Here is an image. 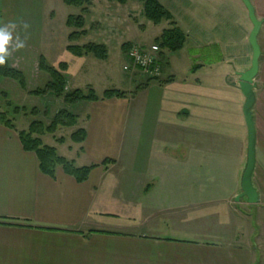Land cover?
<instances>
[{"label": "crops", "instance_id": "0c3cea01", "mask_svg": "<svg viewBox=\"0 0 264 264\" xmlns=\"http://www.w3.org/2000/svg\"><path fill=\"white\" fill-rule=\"evenodd\" d=\"M51 1L0 0V24L16 21L21 25L17 33L25 47L15 49L14 32L8 61L13 66L10 58L17 59L16 69L25 77V69L35 67L36 57L39 61L43 55L34 48L36 41L27 32L30 27L24 29L22 24H36L41 11L37 17L35 10L48 9ZM249 1L262 21L251 109L255 128L252 185L258 203L250 205L244 199L252 206L249 244L243 229L227 230L226 220L229 202L237 203L241 193L247 160L239 73L250 68L252 49L246 44L252 25L247 23L241 0L214 5L203 0L205 6L219 11V19L197 18L189 31L174 21L186 35L178 53L184 52L193 36L194 49L216 48L218 56L202 61L199 55H188L191 62L183 75L168 58L164 62L167 56L162 50L159 79L149 81L138 72L131 73L121 82L128 88L99 91L90 80L83 81L89 70L87 57L72 56L67 63L68 81L72 66L79 71L75 82L67 81L68 90L92 89L101 97L107 90L129 94L144 84L135 95L80 104L84 116L80 128L85 129L86 140L54 144L58 154L77 167L97 166L85 182L78 183L60 168L55 179L42 174L35 154L23 150L17 130L0 126V264H264V0ZM194 3L188 2L187 9L192 10ZM52 13L45 18L50 24L55 18ZM238 21L240 52L233 44ZM93 26L98 27V22ZM216 32L215 41L212 34ZM141 35H116L118 58L128 61L124 43L149 45ZM84 39L77 44L84 45ZM98 39L88 42L104 45L109 55V40L104 35ZM111 84L109 79L106 86ZM64 146L66 154H60ZM105 160L112 162L104 167Z\"/></svg>", "mask_w": 264, "mask_h": 264}, {"label": "rangeland", "instance_id": "374dc122", "mask_svg": "<svg viewBox=\"0 0 264 264\" xmlns=\"http://www.w3.org/2000/svg\"><path fill=\"white\" fill-rule=\"evenodd\" d=\"M91 6L89 8L93 9V14L87 17L86 21V29L88 31V36L86 35L83 42L88 41H97L99 40V35H104L111 45V49L108 55L107 61H99L92 56L87 57V64L89 66V70L85 80H90L91 83L101 91L102 88H112L113 86H117L115 88H128L127 85H124V82L121 83L123 80L128 79L129 72L124 70V67L129 65V62L124 58H118V54L116 52V48L119 47L120 42L117 41V38L124 37V38H132V35L142 34L141 38L145 39L148 38L149 45L155 43L153 40L154 36L159 35L160 30H166L167 26H171V22H163L159 26H155L150 21L146 20L142 13V5L138 0H129L125 5H119L113 3L112 5H117L115 7L107 6L105 1L103 0H89ZM160 4L169 11L171 16L173 17V22L178 21L182 28L185 30H190L193 27V23L196 21L197 18L200 17H208L213 19H219V11H214L212 8L205 6L203 0H158ZM191 4H197L196 6L193 5V9H187L188 2ZM205 1V0H204ZM211 2L213 5L214 3H218L224 0H206ZM208 2V3H209ZM108 3V2H107ZM207 4V3H205ZM119 5V6H118ZM204 5V6H203ZM221 5V4H220ZM121 7V8H118ZM118 8V9H116ZM41 11V16L36 19V24L29 25L30 29L27 32L34 37V42L36 41L35 49L37 48L41 55L45 57L46 62L50 66H57L59 63H68L71 62L72 55L66 51V46L69 44L67 40V36L70 34L71 30L68 29L65 25V20L68 15H79L80 9L78 8H68L66 7L62 1L60 0H52L50 7L48 9L43 10H35L37 17ZM51 18L54 20L52 24H50V20L46 19V13H50ZM55 13V15H54ZM109 14L111 15V19H109ZM114 15V16H112ZM247 23L250 25V21L247 16ZM98 22L99 26L94 27V23ZM241 21H238L234 27V46L236 48V52H240L241 45H242V29ZM38 26L41 27L40 33L34 32V29ZM240 26V27H239ZM33 29V32L30 31ZM162 31V32H163ZM161 35V34H160ZM159 35V36H160ZM98 36V37H96ZM158 36V37H159ZM191 36V34H190ZM145 37V38H144ZM156 37L155 39H157ZM40 38V39H39ZM139 38V39H141ZM219 38V34L213 33L212 39L217 40ZM194 38L191 36L186 44V48L184 52H176L172 53L167 50L164 51V62L167 58L169 63L177 68L178 74H184L187 67H189V56L199 55V58L203 60H213L217 58L218 51L216 48H212L213 50L204 51L194 49L195 43L193 42ZM214 42V41H213ZM132 43H124L122 48H124L127 44ZM81 44V43H80ZM11 45L9 44V47ZM248 49L251 46L246 44ZM168 53V54H166ZM11 63L15 68H18L14 64V60L17 59L10 58ZM189 60V61H188ZM194 62V60H193ZM20 67V66H19ZM165 67H167L165 65ZM28 68V67H27ZM25 69L26 72V83H27V90H22L17 83L11 80H3L0 82V112H5L9 118H12L14 121V125L17 131L27 130L28 125L31 121H40L44 125H49L52 121L53 117L61 110H66L69 113L73 114L78 123L75 127L66 128V127H59L57 132L53 135H45L42 139L44 144L48 146H54L57 144L56 139L62 138L65 142H69L70 135L78 130L81 129L80 125L84 121V116L82 115V106L78 103L75 105H66L62 98H55L49 94L44 96H32L29 93L34 91L35 89H42L45 87L46 83L49 81V77L47 74L41 72L38 68V56L36 57V64L33 68ZM99 69V70H98ZM78 68L76 65L72 66V70L70 72L71 77H69L68 82H75V78H79L78 76ZM168 72V69L167 71ZM105 79V80H104ZM112 81L110 86H106L108 80ZM140 79V78H139ZM143 80H145L143 78ZM82 81V82H83ZM141 81V80H139ZM138 81V82H139ZM79 82V80H78ZM121 83V85H120ZM126 84V83H125ZM144 84H139L133 88L131 92H129L128 96L131 94H136L140 87H143ZM68 91V89H67ZM70 91V90H69ZM4 95H2V94ZM128 93V92H127ZM8 104L11 106L9 107ZM80 105V106H79ZM16 108L17 111H13ZM24 109V110H23ZM34 109V113L31 114V111ZM70 143V142H69ZM63 145V144H62ZM67 148L61 147L59 149L60 154H66ZM238 197V196H236ZM236 199V198H235ZM236 201V200H235ZM252 206L247 205L244 201V198L240 199L235 203L234 201L229 202V212L227 216V230L234 232L240 231L243 229V236L245 241H249L251 238L252 233ZM248 243V242H247ZM249 244V243H248Z\"/></svg>", "mask_w": 264, "mask_h": 264}, {"label": "trees", "instance_id": "16d2710c", "mask_svg": "<svg viewBox=\"0 0 264 264\" xmlns=\"http://www.w3.org/2000/svg\"><path fill=\"white\" fill-rule=\"evenodd\" d=\"M108 3H115L119 5L127 4L128 0H103ZM142 5V13L146 20L150 21L155 26L161 25L163 22H171L169 29L164 30L161 35L155 39V43L159 49L167 50L176 53L183 49L186 42V35L173 22V17L167 9H165L158 0H138ZM64 5L72 8L80 9L79 15H69L66 19L65 25L71 30L68 35L69 44L66 46V51L74 57H88L92 56L99 61L107 60V49L104 45L92 42L78 45L82 38L87 35L85 16L89 14L91 3L89 0H63ZM129 44L124 46V49L129 48ZM38 68L41 72L49 77V81L42 89H35L29 94L32 96H44L49 94L55 98H62L66 105H75L81 102H96L99 100H107L112 98H125L127 93L120 90H107L101 97L97 96L92 89L87 91L81 89H74L67 91V77L65 72L68 69L67 63H59L56 67L50 66L43 56H40L38 61ZM3 80H11L18 84V86L26 91L27 83L26 77L20 70L14 68L10 62L0 66V82ZM2 94V93H1ZM4 95V94H2ZM10 107L11 105L8 104ZM24 110V109H23ZM13 111H17L16 108ZM34 113V109L31 114ZM78 123L77 118L66 110H61L53 117L49 125H44L40 121H31L27 130L16 131L14 121L9 118L5 112H0V126L9 130L16 131L25 152L35 154L39 170L42 174L55 179L56 170L58 168L68 175L73 177L78 183L85 182L91 171L96 168V165L87 167H77L74 161L62 157L58 154L57 149L52 146L44 144L43 137L45 135H53L57 132L59 127L72 128ZM87 134L85 129H78L74 131L69 139L73 144H82L86 140ZM57 144L62 145L65 140L62 138L56 139ZM111 160H105L103 166L106 167Z\"/></svg>", "mask_w": 264, "mask_h": 264}, {"label": "water", "instance_id": "95a60500", "mask_svg": "<svg viewBox=\"0 0 264 264\" xmlns=\"http://www.w3.org/2000/svg\"><path fill=\"white\" fill-rule=\"evenodd\" d=\"M244 4L248 18L252 25V30L249 34L248 42L252 49V58L250 68L242 73H239V88L245 98L242 108L245 124L247 127V160L244 171L241 176L240 188L241 193L236 197V202L240 199H246L247 203L254 205L258 203V194L252 185V175L255 166V128L251 109L255 102V84L259 70L260 47L257 42V37L262 25V21L255 16L254 8L249 0H241Z\"/></svg>", "mask_w": 264, "mask_h": 264}, {"label": "built area", "instance_id": "2783aa9c", "mask_svg": "<svg viewBox=\"0 0 264 264\" xmlns=\"http://www.w3.org/2000/svg\"><path fill=\"white\" fill-rule=\"evenodd\" d=\"M160 52L156 44H130L126 52L129 65L124 70L130 74L138 72L147 80H157L161 76Z\"/></svg>", "mask_w": 264, "mask_h": 264}, {"label": "clouds", "instance_id": "9594fccd", "mask_svg": "<svg viewBox=\"0 0 264 264\" xmlns=\"http://www.w3.org/2000/svg\"><path fill=\"white\" fill-rule=\"evenodd\" d=\"M16 21H9L5 24H0V66L4 65L9 56V43L12 41L13 33L15 32L16 38L14 46L16 50L23 49L25 47V41L21 39L17 33V28L20 27ZM24 29L29 27L28 24H22Z\"/></svg>", "mask_w": 264, "mask_h": 264}]
</instances>
